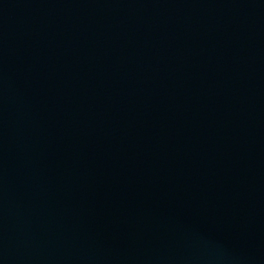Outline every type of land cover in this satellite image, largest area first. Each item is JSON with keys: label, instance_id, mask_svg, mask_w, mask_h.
<instances>
[{"label": "water", "instance_id": "95a60500", "mask_svg": "<svg viewBox=\"0 0 264 264\" xmlns=\"http://www.w3.org/2000/svg\"><path fill=\"white\" fill-rule=\"evenodd\" d=\"M0 264H264V0H0Z\"/></svg>", "mask_w": 264, "mask_h": 264}]
</instances>
